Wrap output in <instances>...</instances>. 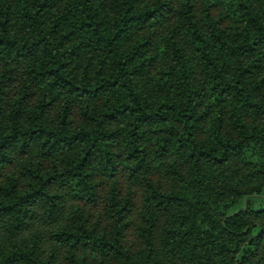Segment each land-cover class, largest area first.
I'll use <instances>...</instances> for the list:
<instances>
[{
  "label": "trees",
  "instance_id": "1",
  "mask_svg": "<svg viewBox=\"0 0 264 264\" xmlns=\"http://www.w3.org/2000/svg\"><path fill=\"white\" fill-rule=\"evenodd\" d=\"M0 264H264V0H0Z\"/></svg>",
  "mask_w": 264,
  "mask_h": 264
}]
</instances>
